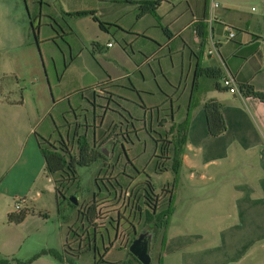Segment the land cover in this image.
<instances>
[{"label": "crops", "instance_id": "obj_1", "mask_svg": "<svg viewBox=\"0 0 264 264\" xmlns=\"http://www.w3.org/2000/svg\"><path fill=\"white\" fill-rule=\"evenodd\" d=\"M116 1L122 0H32L31 2L37 8L35 14L38 19L37 26L39 31L45 28V32L48 33L47 36L42 38L41 42L54 43L61 54L64 55V58V50H67L69 59L73 60L72 46L67 42L64 34L78 36L83 31V27L88 29L84 24H89L90 22L91 25L97 24L98 26V23L90 15L77 17L66 14L77 10L94 9L101 20L115 24L122 34L132 35L135 38L142 35L146 39L147 44L151 43L153 47L155 46L154 42L158 43V41L155 36L148 33V29L159 26L166 27L172 36L166 38L161 46L172 45V50L168 51L171 65V55L175 56L187 50L188 54L185 63L187 64V77L191 75V79L188 78L189 84L181 87V83H178L176 101L173 103L171 100L169 112L164 113L169 116H164V118L159 116L157 118V122L161 124L160 127L166 130H170L185 117L194 65L197 59L196 53L201 57L203 66L215 65L220 67V59L224 66V69L220 67L223 70L224 77L230 76L236 84L241 82L251 83L255 89L264 91V32L256 30L253 25L251 26V19L257 16L264 18V10L260 15H250L248 19L244 20V25H241L238 8H233L232 5L222 6L224 12L218 14V7H220L218 5L215 7L217 8L215 13H213L215 8L211 10L212 20L209 22L205 17H208L210 4L214 2L213 0H184L186 2L185 9L182 12L184 15H174L173 17H166L167 14L160 13L161 5L166 1L163 0L157 9L159 18L157 20L150 13L138 18L136 5L129 2L119 3ZM260 1L264 4V0ZM178 2L181 1L179 0ZM23 3L25 4V11H19L17 10L19 0H0V51H6L9 58L1 64L2 73L3 75L8 73L15 75V67L18 62H25L27 66L25 72L18 71L17 73V85L20 87L19 99L12 100L10 96L5 98V95L1 96L3 92L0 93V127L3 124L17 127L26 126L29 129V134L33 133L34 139H29L26 145L29 144L28 146H30V154L34 157H39L41 160L40 167L36 173L38 174L40 169L43 168L44 170L45 164L37 144L35 132H38L36 129L46 118H49L52 126L45 127L42 130V134H38L42 136L52 135V132L60 126L58 123H61V120L65 121L64 113L72 110L73 105L68 102L67 107L69 109L67 111L61 110L60 118L58 119H55L52 115L54 109L61 106L66 95L57 87L58 85H55L57 95L53 93L54 90L50 83L41 49L39 47L42 61L34 41L32 33L34 19L27 1L23 0ZM44 3L47 6H53L54 10L50 13H43ZM63 4L65 6H62ZM220 15H224L225 18L219 19ZM233 15H236L235 22L231 18ZM46 16L49 20L42 21L43 17L45 18ZM101 16L105 17L106 20L102 19ZM203 18L208 24L210 34L207 43L201 48V39L196 35L195 27L197 22ZM212 22H221L220 26H225L224 28L226 26H235L238 28V33H235V36L229 39L225 29L224 36L228 39V44L222 45L218 38L215 37L214 27L210 28ZM102 31L106 34L110 33L109 30ZM15 33L20 35V39L16 40ZM56 40L62 41L66 46L65 49ZM128 42L129 40H125V45ZM213 43L217 47V53L207 55V51ZM147 44H140L141 46L138 47V50L146 49ZM247 44H251V46L245 52L240 51ZM95 45L98 49L99 44L95 43ZM122 46V51L128 55ZM229 46L235 49L236 56L227 54ZM20 47L26 50L24 54L26 58L16 54V50ZM34 48L41 64L40 69H38L35 59H33ZM51 51V48L46 49L45 54L47 58L50 56L49 59L53 65L54 56ZM155 51L150 57L155 54ZM28 56H30V59ZM129 58L131 59L130 56ZM147 60L143 59L138 64L133 60L134 70L140 69ZM9 65L11 68L5 70ZM181 65L183 66L184 63L182 62ZM182 66L180 71L181 80L184 74ZM112 67L111 71L113 74L104 70L106 78L102 81L106 79L115 81L128 75V72L120 64L112 65ZM141 77L142 79L145 78L142 71ZM55 79L58 84L60 77L56 73ZM219 83H221V79ZM201 84H203L201 103L210 98L221 102L226 130L219 136L209 135L202 105L200 104L193 109L187 127V139L177 176L171 170L163 172L170 174L165 182V186H167L165 188L171 189L174 195V211L165 229V243L161 252V263L264 264V102L253 97H243L237 93H221L227 91L214 88L213 84L206 80H201ZM134 89L139 91L138 88ZM0 91H3L2 87H0ZM147 92L150 95L155 94V91L151 89L147 90ZM161 101L153 104L142 103L140 108L147 111L151 107L159 106ZM91 103L93 104V111H95L97 103L94 97ZM109 105L108 103L101 104V106L107 108H104L102 122L105 117H109V113H118L114 108H110ZM161 119L162 121L160 122ZM76 121L66 120L65 124L69 122L76 123ZM102 122L100 125H102ZM116 122V119L111 120L113 126L122 130V124L118 126ZM169 139L171 140V135ZM21 151L24 152V147ZM11 172L10 168L8 177H6L7 181H10L16 175L19 177L16 185H14V181L12 182L11 188L14 187L13 190L23 189L24 180L28 176H25V173L20 171L16 175ZM47 179L51 180L50 177H47ZM5 182L6 180L0 182V184L3 185ZM188 194L190 196L186 197ZM181 198L190 200L183 209L181 224L202 227L200 231L187 232L185 228H180V226L172 222V215L176 212ZM10 212L12 211L0 209V254L4 256H9L13 253L11 251L15 242L24 235L20 228L29 215L21 223L14 224L7 222V215ZM220 222H225L227 226L220 230L216 228V231H208V227H218ZM67 235L68 233L65 237ZM156 235L155 238H157ZM43 243L45 244H43L44 248L42 249H54L59 252L63 250L64 241L62 242L61 236L59 237V245L61 246L62 244V250L58 249L57 246L52 248L46 246V242ZM112 249L113 246L103 256V260L107 264L140 263L130 253L128 258L129 256L131 258L124 261L107 260L106 256ZM76 259H79V257L75 258L74 261ZM63 260L57 261L50 256L44 255L34 258L26 264H67L64 258ZM7 264H10V261ZM75 264H77L76 261Z\"/></svg>", "mask_w": 264, "mask_h": 264}, {"label": "rangeland", "instance_id": "obj_2", "mask_svg": "<svg viewBox=\"0 0 264 264\" xmlns=\"http://www.w3.org/2000/svg\"><path fill=\"white\" fill-rule=\"evenodd\" d=\"M26 1L34 19V27L38 28V19L35 14L37 8L31 2L32 0ZM178 1H164L160 7V13L167 14L166 17H173L174 15L183 16L184 13L182 14V12L185 9L186 2L184 0H180L181 2ZM213 1L220 6L218 7V14L224 12L222 6L232 5L233 8H238L241 12V14L239 12L241 25H244V20L248 19L250 15H260L264 10V4L260 0ZM56 6L58 7V5ZM62 6L65 5L63 4ZM17 10L25 11L23 0H19ZM53 10V6H47L46 3L43 4V13H50ZM215 10L217 8L214 9L213 13L216 12ZM223 17L224 15H220L219 19ZM101 18L106 20L103 16ZM231 18L235 22L236 15L231 16ZM46 19L49 20L46 16L45 18L43 17L42 21ZM220 24L222 23L212 22L210 28L214 27L215 37L218 38L222 45H226L228 44V39L224 36L225 26H220ZM84 25L88 29L83 27V31L78 36L72 35L65 37L67 42L72 46L73 60L69 59L67 50H64V58V55L61 54L54 43L41 42L42 38L48 34L45 32V28H42L41 31L38 28L37 38L50 83L54 90V95H57L55 85H58L57 87L67 96V99L62 102L61 106L54 109L52 115L55 119L60 118V111L63 109L67 111L69 109L67 104L70 102L77 108L75 110L77 116H75L74 112H66L64 113L65 120H77L81 123L78 126V132L80 134H87L92 147L97 149L99 147H105L109 156L106 159H101L86 166H81L73 162L78 180L74 185H70L65 189V198H58L53 190L54 181L53 179H47L43 168L36 174L41 160L39 157L32 156L30 154L29 144L26 145L29 139H34L33 133L31 132L29 134V129L26 126L17 127L3 124L0 127V182L6 180L5 184H0V209L11 210L12 212L17 211L15 203L18 202L21 208H27L32 211L29 213L26 222L20 228L24 235L15 242L11 251L13 253L9 256L0 254V259L8 258L10 264H20L30 259L44 248L43 244L45 243L43 242H46V246L48 247L53 248L57 246L58 249L62 250V244L61 246L59 245V237L61 236L63 242L70 228L72 229V234L77 233L78 236L75 234L73 236L68 235V242L70 244L68 247L69 251H75L74 249H76L78 242L84 248V228L86 227L91 230V226H87L85 222L82 223V220L79 218V211L93 200L97 203L98 213V217L95 220L96 226L94 225L97 234L99 233L96 242L98 251L96 253L92 250L86 251L79 256V259L75 260L77 264H107L106 261L98 262L97 259L100 257V254H103V247L108 245L109 240L112 241L113 249L106 256V259L112 261L127 260L131 258L130 256L128 258V255H130L128 247L137 232L143 229V231L157 232V228L153 223L152 225H148V223L144 222V212L147 207L143 203L144 192L142 187L146 181V175L143 170L150 175V180L155 188V193L151 191L152 196H155L157 193L162 197V201H165L167 198V193L163 192L162 189L167 187L165 186V182L170 174L154 173L158 161L157 156L162 157L164 155L162 152L160 154V150L159 148L157 149L155 141L159 138L161 132L155 130L153 127V129H150L151 125L148 123L151 118L157 116V111L155 108L144 111L140 108V104L160 102L165 99L166 95L173 97V93L176 92L177 94L176 89L179 82L181 83V87L190 83L189 79H191V75L187 77V64H185L188 51H182L181 54L175 56L171 55V65L167 48H164L151 56L140 69L134 70L133 60L137 59L140 61L144 59L142 53L152 52L153 44H147L146 39L142 35L135 38L132 35L122 34L118 28L113 26L109 27L110 33L106 34L100 30L97 24L91 25L90 22ZM252 25L255 26L256 30L264 32V18L257 16L251 19ZM231 27L235 33H238V28L235 26ZM148 33L155 36L156 40L161 44L167 38L161 26L149 28ZM15 35L16 40L20 39V35L16 33ZM125 40H129L126 45L128 55L121 48V45H125ZM56 41L65 49L66 46L62 41ZM108 42H110V46L112 47L108 46ZM95 43L99 44L98 49ZM142 43L147 44V48L141 49L140 52L138 47ZM250 46L251 44H247L240 51L245 52ZM21 48L16 50V54L26 58L24 56L26 50ZM49 48H51L54 56L53 65L49 59L50 56L47 58L45 54V50ZM36 52L34 48L33 59H35V64L40 69L41 64ZM227 54L229 56H236L235 49L229 46ZM28 57L30 59V56ZM7 59H9L7 52L0 51V87L3 88V91H0V93L3 92L1 96L5 95V98L10 96L12 100H17L20 94V87H18L16 80L17 73L18 71L25 72L27 66L25 62H18L19 64L17 63L15 67V75L12 73L3 75L1 64L6 62ZM182 62L184 63L183 66L181 65ZM115 64H120L121 67H124L128 75L113 81L111 84L102 85V88L105 87L113 92L109 107L118 111V113H109L110 118L105 117L102 122L103 109L97 106L96 110L93 111V105L89 103V100L93 99V86H97V84L106 78L105 71L113 74L111 68ZM181 66L184 69L182 80L180 79ZM219 66L224 69L220 59ZM10 68L9 65L5 70ZM141 71L145 76L144 79L141 77ZM55 73L60 77L58 84L55 79ZM134 88H138L139 91ZM149 89L155 91V94H148L147 90ZM105 102L106 100L102 98L98 103L103 104ZM162 108L163 106L160 109ZM112 119H116L118 126L122 123L123 129L126 130L123 134L120 133V135H117L120 131L119 128L117 129V127L112 125ZM101 122L102 125H100ZM58 124L60 126L52 132V135H44V137L48 138L58 147L62 138L67 139L70 142L72 154L76 157L77 137L75 130L77 131L78 129L77 123L69 128L62 120ZM85 125H95L96 127L94 131L93 128H89L86 132ZM48 126L51 127L52 124L49 118H46L36 130L42 134V130ZM109 127L110 129H108ZM93 136L97 140H94L92 138ZM164 140H167L166 137ZM166 144L169 145L167 142ZM23 147L24 152L21 151ZM161 157L159 158L160 161L163 160ZM10 168L11 173L14 175L20 171L22 173L24 172L25 176H28L24 180L25 184L23 189L13 190L14 187L11 188L12 182L14 181V185H16L19 177L16 175L13 179L7 181L6 177H8ZM96 178L99 180H96ZM113 186H115L114 192H110L108 189L111 190ZM94 193H97L95 199L93 198ZM70 195H74L78 199L77 205L73 206L69 203L68 197ZM189 196L190 194L186 197ZM189 202L190 200L181 198L178 202L177 210L171 219L174 224L180 226V228H185L187 232H197L202 227L187 224L182 225L180 221L184 211L183 209ZM40 212L45 214L46 217L39 215ZM117 215L120 216L119 219H117ZM226 226L227 224L225 222H220L218 227H208V231H216V228L220 230ZM160 235L161 231L156 235L157 238H153L151 243L150 264H158L161 242Z\"/></svg>", "mask_w": 264, "mask_h": 264}, {"label": "trees", "instance_id": "obj_3", "mask_svg": "<svg viewBox=\"0 0 264 264\" xmlns=\"http://www.w3.org/2000/svg\"><path fill=\"white\" fill-rule=\"evenodd\" d=\"M163 0H140V1H133V0H122V1H116L119 3L123 2H129L131 4L136 5L138 13L137 17H141L146 13L152 14L157 20H159L157 15V9L159 5L161 4ZM68 15H73L77 17L87 16L90 15L94 21L98 23V26L101 30L108 31L110 26L116 27L115 24L105 22L101 20L98 15L96 14V10L94 9H88V10H77L70 13H66ZM207 18V17H205ZM34 27V26H33ZM117 28V27H116ZM37 28L34 27V33H35V39L38 41L37 38ZM163 31L165 32L167 38H170L172 34L168 31L166 27H163ZM195 33L196 35L201 39L200 46L201 48L204 47V45L207 43V39L209 36V29L208 24L205 22V19H200L197 22V25L195 27ZM141 36V35H139ZM155 46L153 47L152 52H144L142 53L144 60L149 59L150 55L155 51L157 53L158 51L162 50L163 48H167V52L169 50H172V45H166L164 47L161 46V43L154 42ZM123 45L122 47L126 50L127 46ZM147 51H149L147 49ZM147 54V55H146ZM197 59L195 61L194 65V71H193V77L191 82V90L190 95L187 101L186 105V113L183 120L174 125L170 130H166L161 128V124L157 122V118L160 116V118H164L169 116L168 114H164L166 112H169V103L172 100L176 101L175 98L176 92L173 93V97L166 96L164 100L161 101L159 106L151 107L152 109H156L157 116L155 118H151L148 122L149 125H151L150 129H155L161 132L159 135V138H157L156 141V147L159 148L160 154H164L162 157L157 156L158 161L155 167V173L162 174L166 170H171L175 176H177V173L179 171L180 165H181V156L183 154V148L186 143V132L187 127L189 125L190 119H191V113L195 107L198 105H202L205 119H206V125H207V131L208 134L211 136H219L223 134L226 130V124L224 121V117L222 115V104L221 102L217 101L214 98H210L205 100L203 103H201V94L203 92V87L201 84V80H206L208 82H211L214 86V88L218 90H226L229 91L227 87H224L222 83H219L220 79H223V70L215 65L212 66H203L201 64V57L196 53ZM143 60V59H142ZM140 60V61H142ZM137 64L140 62L137 59L134 60ZM113 81L106 79L105 81H101L97 86H93V97L96 99V107L100 106L103 109L104 115V106H101L99 102L100 99L104 98L106 100V104H110L112 100L113 92L109 91L107 88H102V85L104 84H111ZM238 86V95L243 97H253L256 98L262 102H264V91H259L254 88V86L251 83L248 82H241L237 83ZM67 99V96L64 97V100ZM63 100V101H64ZM93 101L89 100V103ZM91 105H93L91 103ZM163 106L162 109H160ZM149 108V109H151ZM77 108L73 106V109L69 112H74L75 116H77L75 110ZM79 109V108H78ZM107 109V108H106ZM147 109V110H149ZM65 119V118H64ZM162 119L160 120V122ZM166 121V120H164ZM66 122V120L64 121ZM75 124V122L72 123H66L68 128ZM92 126V127H91ZM95 125H85V131L89 128H94ZM153 127V128H152ZM57 130V129H55ZM54 130V131H55ZM152 130V131H155ZM79 129L77 131L75 130V135L77 137V154L76 157L72 154L70 142L67 139L62 138L60 140L59 147L56 146L53 142H51L48 138H45L44 136L38 134L35 132V136L37 139V144L39 147V150L42 154V157L44 159V173L47 177H50L54 181V191L56 196L65 198V189L69 187L70 185H74V183L77 182L78 177L76 175V172L74 170L73 162L81 165L86 166L93 162L100 161L101 159H106L107 157L103 155L99 149L94 148L90 145V142L88 140L87 134H80ZM86 131V132H87ZM171 135V140L169 139V136ZM166 137L167 140H164ZM93 139L96 138L95 136L92 137ZM169 143V145L166 144ZM159 143V144H157ZM163 159L162 161L159 160V158ZM143 172L146 175V181L143 188V203L146 205L147 209L144 212V222L145 223H153L156 228L157 232H154V237L156 234H158L160 231H162L161 234V242H160V255L158 258V264L161 263V252L163 250V246L165 243V229L168 226L169 218L171 214L174 211V195L172 193L171 189L163 188L162 191L167 193V198L165 201H162V197L156 193L155 196H152L151 191H155V188L153 186V183L151 182L150 175H148L144 170ZM96 180H99L96 178ZM63 187H65L63 189ZM115 186L110 190V192H114ZM155 193V192H154ZM97 196V193L93 194V198L95 199ZM70 203V202H69ZM71 204V203H70ZM73 205V204H71ZM75 206V205H73ZM137 208H139L137 206ZM32 212L30 209L27 208H20L18 211L10 212L7 215V222L8 223H14L19 224L21 223L26 216ZM39 215H42L46 217L45 214L39 213ZM97 203L95 200H93L90 204H88L85 208L80 209L79 211V218L82 220V223H87V226H91V230L89 228L85 229V235H84V241L85 245L84 248H82V244L78 242L75 251H69L68 247L70 246L68 242V235H76L77 233L72 234V229H69V234L65 237L64 244H63V250L62 251H56L54 249H41L36 255L32 256L27 261H24L20 264H26L27 262L33 260L34 258H37L39 256H50L53 259L57 261H64L63 258L66 260L67 264H75L74 259L84 254L86 251H93L96 253L98 251V246L96 245L97 242V231L94 225L96 226L95 220L97 219ZM133 241V240H132ZM131 241V243H132ZM130 243V244H131ZM112 241L109 240L108 245H105L103 247L104 252L103 254H100V257L97 259L98 262H103V256L106 254V252L112 247ZM86 249V250H85ZM130 253V252H129ZM131 254V253H130ZM72 256V257H71ZM95 257V255H94ZM96 258V257H95ZM9 262L8 258H1L0 264H7Z\"/></svg>", "mask_w": 264, "mask_h": 264}, {"label": "water", "instance_id": "obj_4", "mask_svg": "<svg viewBox=\"0 0 264 264\" xmlns=\"http://www.w3.org/2000/svg\"><path fill=\"white\" fill-rule=\"evenodd\" d=\"M25 1V0H24ZM27 9V5H26ZM32 33L34 37V41L36 43L37 49L40 54V58L42 61L40 49H39V42L35 39V33H34V27L32 25ZM102 152L107 155V152ZM68 200L71 204L77 205L78 199L74 195H70L68 197ZM151 243H152V235L146 236L144 238H139L137 240H134L128 247V251L141 263V264H150L151 261Z\"/></svg>", "mask_w": 264, "mask_h": 264}, {"label": "built area", "instance_id": "obj_5", "mask_svg": "<svg viewBox=\"0 0 264 264\" xmlns=\"http://www.w3.org/2000/svg\"><path fill=\"white\" fill-rule=\"evenodd\" d=\"M218 6V3L216 2H211L210 4V8H209V13H208V17H207V21H211L212 20V13H211V10L215 7ZM226 31H227V36L229 39H232L234 36H235V32L232 30V28L230 26H226ZM108 46H110V43L108 44ZM217 53V47L215 45V43L211 44V47L210 49L207 51V55H213V54H216ZM222 85L224 87H227L229 89V92L230 93H238V86L237 84L234 82V80L230 77V76H227V77H224L222 79ZM15 208L16 210L18 211L21 206L18 202L15 203Z\"/></svg>", "mask_w": 264, "mask_h": 264}, {"label": "flooded vegetation", "instance_id": "obj_6", "mask_svg": "<svg viewBox=\"0 0 264 264\" xmlns=\"http://www.w3.org/2000/svg\"><path fill=\"white\" fill-rule=\"evenodd\" d=\"M65 35V36H64ZM63 36L64 37H67L68 35H67V33H65ZM60 36H62V35H60ZM77 123V128L79 129V127L78 126H80L81 125V123H79L78 121L76 122ZM75 123V124H76ZM120 124H122V123H120ZM120 132H118V134L117 135H120V133L121 134H123L126 130H124L123 128H122V130H119ZM94 140H97V138H94ZM97 146V145H96ZM99 149V151L103 154V155H105L103 152H102V150L103 151H105V152H107V155H105L106 157H108L109 155H108V151H107V149L105 148V147H99L98 148ZM120 218V216H118L117 215V219H119ZM110 223V222H109ZM148 225H152V223H148ZM144 230V229H143ZM143 230H141V231H139V232H137V234H136V236L133 238V241L134 240H137V239H139V238H144V237H146V236H150V235H152V241H153V238H154V232H150V231H147V230H145V231H143ZM101 235H102V233H101ZM132 241V242H133Z\"/></svg>", "mask_w": 264, "mask_h": 264}]
</instances>
